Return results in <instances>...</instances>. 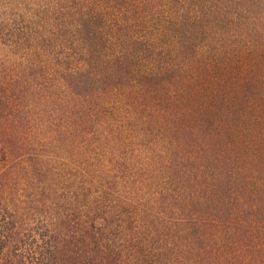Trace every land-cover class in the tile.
<instances>
[{
    "label": "trees",
    "instance_id": "16d2710c",
    "mask_svg": "<svg viewBox=\"0 0 264 264\" xmlns=\"http://www.w3.org/2000/svg\"><path fill=\"white\" fill-rule=\"evenodd\" d=\"M17 2L0 5V28L16 24L10 14L19 8ZM161 10L162 0L72 1L66 5V23L72 27L69 44L78 41V48L69 45L66 53L51 56L31 45L13 59L0 58V223L6 244L13 237L7 230L15 226L6 202L23 198L10 194L15 180L46 176L49 156L66 154V178L72 183L148 177L157 188L149 187L157 193L166 226L182 225L180 237H211L212 264H256L258 255H238L232 263L233 255L221 251L232 242L241 250L242 237H264V81H243L241 69L215 67L206 57L184 53L178 36L168 47ZM122 72L132 75L126 83L109 84ZM97 75L107 86L84 93L73 89L70 78ZM92 199L80 202L93 214L99 198ZM231 203L232 223H218V217L195 233L190 230L191 207L220 210ZM134 217L140 221L138 214ZM80 233L84 246L96 253L87 258L102 264L109 242L93 237H116L114 232L91 224ZM22 237L48 236L31 232ZM50 243L18 240L16 260L7 256L4 264H56L50 252L61 244ZM251 243L246 248L254 247ZM186 249L181 264H198L193 256L185 257L194 250L190 241Z\"/></svg>",
    "mask_w": 264,
    "mask_h": 264
},
{
    "label": "rangeland",
    "instance_id": "374dc122",
    "mask_svg": "<svg viewBox=\"0 0 264 264\" xmlns=\"http://www.w3.org/2000/svg\"><path fill=\"white\" fill-rule=\"evenodd\" d=\"M17 1L19 8H14L12 12L8 9L9 13H4L9 16L11 12L10 16L17 21L9 30L0 28V58L7 55L13 59L24 46L31 45L41 47L51 56L56 51L66 53L69 45L78 48V41L69 44L72 27L66 23V5L76 0ZM6 2L8 0H0V5ZM161 12L167 45L178 36L183 41L184 53L206 57L208 63L215 67L241 69L243 81H264V0H162ZM129 73L122 72L118 79L117 75L114 79L109 77L114 80H108L109 84L126 83L132 76ZM100 79L98 75L90 79L85 76L70 78L75 84L73 89L79 93L107 86V80ZM249 95L256 94L250 92ZM46 152L41 151V154L46 155ZM15 155H11V158ZM49 158L52 167L46 176L40 173L22 181L15 180L11 188V195L16 197L22 194L23 198L15 203H9L10 200L6 202L12 210L15 226L7 230L11 231L13 237L6 244L7 237H3L6 234L5 227L0 223V264L5 263L7 256L15 261L13 251L17 241L31 238L41 242L51 241V245L60 242L61 247L50 252V255L57 256L56 264H92V260L87 257H95L96 253L84 246L86 237H78L81 228L91 224H101V227L108 228L116 236L93 237L102 244L109 242L103 250L105 259L102 264H181L183 249L188 250L189 241L194 250L186 251L185 257L189 254L198 264H212L209 252L213 246L211 237H180L182 225L171 223L166 226L165 214L161 212L163 209L159 201H156L157 193L149 187L157 188L148 177L103 176L84 181L79 179L72 183L70 178H66V154H53ZM193 187L197 189L198 185L193 183ZM86 197L90 200L99 198L98 208L93 214V210L81 205L80 201ZM231 205L221 204L220 210L213 205L207 208L206 204L201 209L197 205L191 207L194 221L190 230L195 233L198 227H204L205 222L218 217V223H232ZM214 209L216 212L212 214L211 210ZM263 212H260V216H264ZM134 214L140 216V221L135 219ZM155 216H159L162 221L155 219ZM51 230L55 231L48 232ZM56 231L63 237H54ZM31 232L48 237H22ZM133 232L139 234L133 237ZM241 241L245 245L241 244V250L232 242L221 253L233 255L232 263L238 255H258L254 262L263 264L264 247L261 243L264 237H242ZM251 242L254 247L246 248Z\"/></svg>",
    "mask_w": 264,
    "mask_h": 264
}]
</instances>
